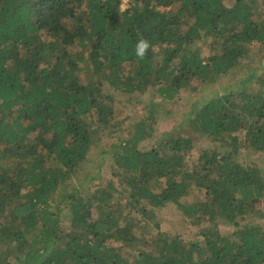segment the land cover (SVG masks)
Returning <instances> with one entry per match:
<instances>
[{
	"label": "trees",
	"instance_id": "obj_1",
	"mask_svg": "<svg viewBox=\"0 0 264 264\" xmlns=\"http://www.w3.org/2000/svg\"><path fill=\"white\" fill-rule=\"evenodd\" d=\"M123 1L0 0V264H264V0Z\"/></svg>",
	"mask_w": 264,
	"mask_h": 264
},
{
	"label": "rangeland",
	"instance_id": "obj_2",
	"mask_svg": "<svg viewBox=\"0 0 264 264\" xmlns=\"http://www.w3.org/2000/svg\"><path fill=\"white\" fill-rule=\"evenodd\" d=\"M125 2V0L123 1V3ZM127 2V6H128V2L129 0H126ZM167 9H170V8H167ZM208 48L205 50L207 51ZM209 51V50H208ZM264 62V61H263ZM256 66V65H254ZM254 70L258 68H253ZM251 67H247V64H242L240 65L239 67H237L234 71L232 70V74H234V77H237V78H240L242 75L244 76H248L249 78L252 76L251 75ZM256 71V70H255ZM256 80H253L251 81V84L249 85L252 89V87L254 86V83H255ZM220 84H223L224 85V82L221 81L219 82ZM220 84L216 83L214 86H212V88L210 87H205L203 89V94L206 95L207 97L204 98L202 95L201 96H198V97H195V93L194 92H191V93H187V92H183V94L185 95V104L184 105H181V104H173L170 100H167L165 102V107L163 108V112H164V115H159L156 116V121L153 119V116L152 118L148 115L147 117L149 119H147L148 123H153L154 126H156V132H157V136L161 137L163 136V132L165 130H170L172 127L174 126H178L180 124H183L185 125V120L189 118V114L196 110L197 106L203 101V100H208V99H212L214 96L212 95V93L215 92V90H219L221 89L220 88ZM241 83L239 82H235L233 84V86L235 87H240ZM154 93L156 91V89H151ZM195 95V96H194ZM146 98V96L144 97L143 96V100ZM142 98H141V101L138 103L137 107L135 108L139 114V117L140 116H143L145 115L146 113L148 114V111H146L144 109L145 107V103L143 102ZM145 101V100H144ZM167 106V107H166ZM184 121V122H182ZM156 136V135H155ZM158 137L156 139H158ZM202 137V136H201ZM197 138V142L198 144H200V148H205L207 146H210L211 144H208L207 141H206V138ZM154 138V137H153ZM155 139H153L154 141ZM156 141V140H155ZM206 142V143H205ZM208 142H212L211 140H209ZM144 143V142H141V144ZM152 143H155V142H152ZM110 144H113L112 142H110ZM109 144V145H110ZM146 146H147V142H145ZM114 145V144H113ZM213 146H216L215 144H213ZM212 147V146H210ZM198 152L196 151L195 152V155H197ZM194 155V154H193ZM261 158L264 159V157L262 156ZM108 175L111 176L112 173V169H108ZM114 172V170H113ZM83 176V175H82ZM85 177V176H83ZM192 197H194L195 195L192 194L191 195ZM165 210V209H164ZM174 211V212H173ZM161 214L162 216L165 217V221L161 224V227L163 229V231L165 232H169L171 234L173 233H179L181 232L183 237L186 238L187 240L191 239L190 237L192 235H194L192 233V231L196 228L194 227H190V224L187 220L183 219V220H179L180 219V212L177 211L176 209L173 208V210H167L166 212H163V213H159ZM186 227H188V230L186 229ZM187 232V233H186ZM144 233V234H143ZM156 231L153 229V225L152 224H149L148 227L142 231V236H146V237H150L152 236L153 234H155ZM140 235V236H141Z\"/></svg>",
	"mask_w": 264,
	"mask_h": 264
},
{
	"label": "clouds",
	"instance_id": "obj_3",
	"mask_svg": "<svg viewBox=\"0 0 264 264\" xmlns=\"http://www.w3.org/2000/svg\"><path fill=\"white\" fill-rule=\"evenodd\" d=\"M127 8V2L125 0L124 3H122L119 7L118 10L120 13H124ZM151 47V42L149 39L145 37H140L136 42H135V47H134V53L135 56L143 59L147 56L148 51Z\"/></svg>",
	"mask_w": 264,
	"mask_h": 264
}]
</instances>
